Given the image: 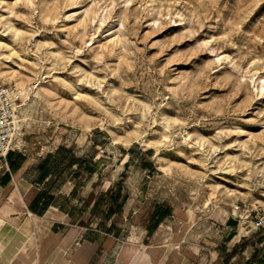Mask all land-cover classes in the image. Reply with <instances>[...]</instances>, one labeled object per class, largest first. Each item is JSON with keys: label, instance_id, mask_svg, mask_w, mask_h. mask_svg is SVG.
<instances>
[{"label": "rangeland", "instance_id": "rangeland-1", "mask_svg": "<svg viewBox=\"0 0 264 264\" xmlns=\"http://www.w3.org/2000/svg\"><path fill=\"white\" fill-rule=\"evenodd\" d=\"M0 81L15 149H140L178 207L264 212V0H0Z\"/></svg>", "mask_w": 264, "mask_h": 264}, {"label": "crops", "instance_id": "crops-1", "mask_svg": "<svg viewBox=\"0 0 264 264\" xmlns=\"http://www.w3.org/2000/svg\"><path fill=\"white\" fill-rule=\"evenodd\" d=\"M84 151L0 157V264H264V233L158 195L140 149L108 177Z\"/></svg>", "mask_w": 264, "mask_h": 264}, {"label": "built area", "instance_id": "built-area-1", "mask_svg": "<svg viewBox=\"0 0 264 264\" xmlns=\"http://www.w3.org/2000/svg\"><path fill=\"white\" fill-rule=\"evenodd\" d=\"M16 89L3 84L0 81V157L5 158L13 150V141L17 132V118L15 115L14 96ZM234 210H238L237 207ZM233 212V211H232ZM235 215V212H233ZM248 216L244 217L247 219ZM241 218V216H239ZM253 232L264 233V212L255 211L248 221ZM252 231V230H251Z\"/></svg>", "mask_w": 264, "mask_h": 264}, {"label": "bare ground", "instance_id": "bare-ground-1", "mask_svg": "<svg viewBox=\"0 0 264 264\" xmlns=\"http://www.w3.org/2000/svg\"><path fill=\"white\" fill-rule=\"evenodd\" d=\"M111 31V30H110ZM18 91V90H17Z\"/></svg>", "mask_w": 264, "mask_h": 264}]
</instances>
